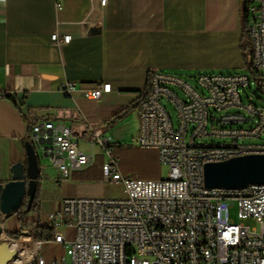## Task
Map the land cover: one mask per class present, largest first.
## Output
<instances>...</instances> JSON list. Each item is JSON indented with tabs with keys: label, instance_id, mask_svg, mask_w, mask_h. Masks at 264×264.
<instances>
[{
	"label": "built area",
	"instance_id": "2783aa9c",
	"mask_svg": "<svg viewBox=\"0 0 264 264\" xmlns=\"http://www.w3.org/2000/svg\"><path fill=\"white\" fill-rule=\"evenodd\" d=\"M97 1L101 8L107 4ZM247 8L249 66L233 72L197 71L192 76L148 72L133 145L155 151L158 163L168 169L167 177L122 175L111 139L97 140L106 157L100 183L106 195L64 198L47 217L55 229L53 239L37 242L27 235L26 247L15 248V259L28 253L31 260L25 264H264V184L201 192L205 164L264 155L263 107L244 105L240 97V90L264 96V0H248ZM70 39L57 33L50 37L54 45ZM59 91L98 101L111 87L65 82ZM213 138L216 141L204 142ZM29 139L38 165L48 160L60 180L94 163L95 145L82 151L65 124L36 122ZM233 204L237 224L229 218ZM3 223L4 216L0 241H11ZM46 245L61 246L63 254L47 261L42 256Z\"/></svg>",
	"mask_w": 264,
	"mask_h": 264
},
{
	"label": "crops",
	"instance_id": "0c3cea01",
	"mask_svg": "<svg viewBox=\"0 0 264 264\" xmlns=\"http://www.w3.org/2000/svg\"><path fill=\"white\" fill-rule=\"evenodd\" d=\"M242 11L243 0H107L102 8L97 0H0V185L13 180V167L30 151L23 118L30 111L35 123L65 124L86 145L108 137L112 146L121 145L137 135V107L121 120L113 117L135 105L149 71L190 75L242 67ZM53 33L71 39L54 45ZM65 82L108 83L111 91L98 101L64 96L59 86ZM47 165L37 168L38 212L25 216L18 235L48 224L64 198L106 195L101 181L90 177L94 165L66 180ZM3 225L11 240L19 230L17 215ZM62 254L59 245L42 250L47 261Z\"/></svg>",
	"mask_w": 264,
	"mask_h": 264
},
{
	"label": "water",
	"instance_id": "95a60500",
	"mask_svg": "<svg viewBox=\"0 0 264 264\" xmlns=\"http://www.w3.org/2000/svg\"><path fill=\"white\" fill-rule=\"evenodd\" d=\"M264 115V107L261 108ZM38 168V160H37ZM13 180L0 185V218H5L16 211L22 204L25 193L30 197L34 182L26 186V175L21 163L13 167ZM36 173L35 162L29 166L28 176L33 178ZM206 188L240 189L250 184H264V155H247L218 163H207L203 167ZM1 233V230H0ZM15 249L9 244L0 243V264L13 262Z\"/></svg>",
	"mask_w": 264,
	"mask_h": 264
},
{
	"label": "rangeland",
	"instance_id": "374dc122",
	"mask_svg": "<svg viewBox=\"0 0 264 264\" xmlns=\"http://www.w3.org/2000/svg\"><path fill=\"white\" fill-rule=\"evenodd\" d=\"M236 70L241 71V67ZM230 72L233 71L230 70ZM189 76H192V74H190ZM189 82L191 84H194V81L192 79H189ZM251 89L253 90L254 87L251 86ZM240 97L242 104L244 105H247L248 103H252L258 108L264 107V96L261 95L259 92H255V94L252 95L248 90H245L244 92L240 90ZM261 140L254 139L252 140V142H261ZM214 141H216V139L214 138L204 140V142H214ZM119 142L121 143V145L112 146V155L115 158H117L119 162V171L122 175L138 177L141 179H152V180L165 179L167 177L168 169L166 166H161L158 163L154 151L140 149L136 147L135 145H133V140L131 139L130 140L128 139L127 141L122 140ZM89 145L90 144L86 145V143L83 140H79V147L83 151L85 152L90 151ZM93 153L95 154V159L93 163L94 166L92 167V170L90 172V177L92 180H94L93 183H99L100 181L104 180V177L100 170L101 161L103 159L104 154L100 149V147L98 146H94ZM105 161H106V157H105ZM45 162L49 166L51 165L48 160H45ZM229 218L231 219V221H233L236 224L240 222V220L237 218L236 204H233L232 208L230 209ZM250 225H252V223H250ZM27 235L29 234L24 232L21 235H18L16 239L11 238V240H15L16 242H21L23 240V237L27 238ZM3 243L12 244V241L6 240ZM21 258L22 257L20 256V258L16 259L14 264H22Z\"/></svg>",
	"mask_w": 264,
	"mask_h": 264
},
{
	"label": "trees",
	"instance_id": "16d2710c",
	"mask_svg": "<svg viewBox=\"0 0 264 264\" xmlns=\"http://www.w3.org/2000/svg\"><path fill=\"white\" fill-rule=\"evenodd\" d=\"M247 4L248 0H243V11H242V32H241V38L239 42V48L241 51V57L243 61V65L249 66L250 64V57H251V43L250 39L248 36V25H247ZM148 92V80L146 83L145 88L143 91L139 93V97L137 98V102L135 105H130L128 108L124 109L120 113L116 114L113 119L114 120H121L127 116V114L135 107L138 106L140 103L141 99L147 94ZM33 113L30 111L27 117H23L24 120L26 121L29 131L31 128L34 126V118H33ZM74 136V134H73ZM30 140V139H29ZM34 161L36 165V173L33 178H30L28 176V170L30 163ZM22 166L24 169V172L26 175V186L30 181L34 182V188H33V193L32 196L30 197L28 194L25 193L24 198L22 200L21 206L14 211L12 214L17 215L18 219V224H19V230L10 234V238L16 239L18 236L19 232L25 230V226L28 223L25 220V216L30 213V212H38L39 209V197H40V177L39 173L37 171V157L35 155V151L33 148V145L30 142V151L27 155H25L24 160L22 161ZM55 229L53 226L44 224V225H36L34 230L31 231L29 234L30 236L37 242H44L47 240H52L54 237Z\"/></svg>",
	"mask_w": 264,
	"mask_h": 264
},
{
	"label": "bare ground",
	"instance_id": "6f19581e",
	"mask_svg": "<svg viewBox=\"0 0 264 264\" xmlns=\"http://www.w3.org/2000/svg\"><path fill=\"white\" fill-rule=\"evenodd\" d=\"M247 17H248V9H247ZM201 192H210V188H206L205 185H201ZM28 242L26 237H23V240L21 242H14L10 243L9 247L15 249L18 248L20 250H23L26 247V243ZM21 262L22 264L28 263L31 260V255L28 253H22L21 254ZM16 260V259H15ZM15 260L13 262H10L8 264H14Z\"/></svg>",
	"mask_w": 264,
	"mask_h": 264
}]
</instances>
